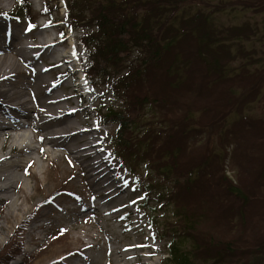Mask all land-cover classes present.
Segmentation results:
<instances>
[{
	"label": "rangeland",
	"instance_id": "rangeland-1",
	"mask_svg": "<svg viewBox=\"0 0 264 264\" xmlns=\"http://www.w3.org/2000/svg\"><path fill=\"white\" fill-rule=\"evenodd\" d=\"M27 1L30 3L28 13L18 9L20 0H8L0 4V23L5 24L2 34L10 36L15 32L24 36L27 43L39 44L30 39V35H39L41 31H46L57 42L65 41V44L56 48L57 53H64L69 58L68 51L73 52L76 47L82 66L86 69L91 63L89 50L82 43L86 33L83 27H76L75 20L68 17L70 12H67L65 0H42L41 3L38 0ZM244 1L249 2L250 4H247L251 7L248 8L246 16L241 18L242 21L250 22L252 32L254 29L263 31L264 21L257 24V10L254 12L253 9V6H258L253 4L258 0ZM238 2L239 0H230L229 3L235 6ZM41 7L43 11L39 13ZM16 9L22 15H19ZM260 9L264 10V6ZM84 14L86 16L88 12L84 11ZM261 16L264 17L261 14L257 18L258 22ZM44 22H48V25L44 26ZM216 22L226 26L235 24L226 14L220 15ZM73 23L74 27H71ZM238 24L241 25V22ZM55 27L57 30H54ZM11 42L12 40L7 41L6 46ZM243 44H246L247 49L252 47L249 41ZM15 46L14 50L18 48ZM253 46L257 48L258 44ZM34 55L32 52L28 54ZM136 55L137 53L133 52L115 67L121 70L115 79L127 73L131 63L134 64ZM238 61L230 60L228 63L236 66ZM20 65L22 74L17 77L25 85L35 78L40 70L45 71L52 83L46 85L44 91L60 83L69 84L65 93L71 97L70 109L76 111L77 119L85 121V124L77 125V128L91 131L86 135L87 142L94 144L93 151L99 152L98 156L103 160L105 170L115 181L113 186L116 190L112 195H117L111 199L112 195H109L106 188H99L92 177L85 175L74 161H68L65 157L41 160L34 152L32 157L35 161L28 164L26 159L19 156V159H24V169L32 173L33 177L28 178L23 170L19 171L28 186L19 192L20 216L17 219L9 217L10 222H5V228L0 232V264H89L96 259L100 261L94 264H162L166 256L167 242L173 240L172 235L177 233L176 230H181L174 225L176 222L172 216V203L160 201L157 198L158 191L148 186L151 183L150 177L154 174L149 167V160L141 159L129 165L124 156L113 153L116 150L112 136L117 124L104 122L103 115L107 107L124 109V100L112 88V81H109L111 76H89L90 81L83 83L66 66H55L50 60L22 61ZM158 75L156 73V76ZM172 81L173 78L168 84L173 83ZM79 84L87 93L78 89ZM162 84L160 88L168 85ZM60 90L59 87L58 91ZM188 90L191 93V89ZM245 98L242 99V104L241 100L236 103L233 112L226 115L223 126L216 131L207 127L209 111L204 107L203 100H198L203 107L194 111V122L186 125L184 132L176 128L178 134L172 144L182 149L180 161L188 163L190 169L194 168L193 181L197 183L184 192L183 177L175 182L169 180L159 186L163 188L166 196L175 190V198L184 197L187 202L184 204L190 209L192 206L200 215L202 220L196 232L200 240L232 239L237 251L264 246V230L258 226L255 216L250 219L248 216L249 203H252L254 197L259 199L258 194L264 187V180L260 178L264 161H259L260 156L264 159V149L257 144L261 134L257 136V131H252L258 130L254 128L255 121L264 117V113L260 112L264 102V88L254 99L244 101ZM190 101L192 106L197 104L196 98L192 97ZM144 116L148 119L151 113L147 111ZM161 117L162 112H157L154 120ZM3 120L10 123L9 119ZM18 120L23 124L27 122L24 116ZM143 125L142 123L133 128L135 134H143ZM155 125L164 129L159 131L163 143L169 134L168 126H164L168 123L155 122ZM27 132L31 135L30 129H27ZM209 134L211 136H208ZM133 137L136 139V135ZM182 144L185 145L184 149ZM35 145L42 146L38 142ZM120 150L121 148L119 152ZM208 156L206 167H201ZM39 163L43 165L42 170L37 169ZM216 174L222 182L214 178ZM231 183L242 189L247 198L246 204L227 190ZM146 187H151L150 194ZM6 212V205L0 200V221ZM27 217L28 221L25 220ZM250 252L248 251L249 256ZM229 261L230 264H247L248 260L245 255L238 254L229 257Z\"/></svg>",
	"mask_w": 264,
	"mask_h": 264
},
{
	"label": "trees",
	"instance_id": "trees-1",
	"mask_svg": "<svg viewBox=\"0 0 264 264\" xmlns=\"http://www.w3.org/2000/svg\"><path fill=\"white\" fill-rule=\"evenodd\" d=\"M27 2L20 0L18 9L28 13L30 3ZM65 2L67 12H70L68 17L75 20L76 27H83L86 33L82 43L88 48L91 60L86 69L88 76H111L109 81H112V88L124 100V109L107 107L103 115L104 122L117 124L112 136L116 150L113 153L124 156L129 165L148 159L149 167L154 172L148 186L158 191L157 198L160 201H170L173 205L174 225L181 232L176 230L177 233L172 235L173 240L167 242L166 257L162 264H230L229 257L238 254L245 255L247 264H264V246L237 251L232 239L200 240L196 236L202 220L200 215L192 206L190 209L184 204L187 203L184 197L175 198V190L166 196L163 188L159 187L169 180L175 182L180 177L185 178L182 192L189 191L197 183L193 181L194 168L190 169L188 163L180 161L182 149L172 144L178 134L176 128L184 132L186 125L194 122V111L203 107L199 99L203 100L204 107L209 111L207 127L216 131L223 126L226 115L233 112L239 100L242 104L244 97V101L254 99L264 88V30L254 29L252 32L250 22L241 19L246 16L250 3L239 0L235 6H231L230 0ZM253 4L258 5L253 6V9L254 12L257 10L255 21L259 25L264 21L263 16L257 21L261 14L264 15V10L260 9L264 6V0ZM84 11L88 15L85 16ZM224 14L233 19L235 24L226 26L217 23L219 16ZM71 27H74V23ZM246 41L252 44L251 49L243 44ZM256 43L257 48L253 46ZM133 52L137 53L134 64L131 63L126 74L115 79L121 72L115 67ZM237 59L236 66L228 63ZM156 73L159 75L156 76ZM193 75L198 79H194ZM172 78L173 83L168 84ZM160 84L168 85L160 88ZM192 97L196 98L197 104L194 106L190 101ZM261 109L263 114L264 102ZM147 111L151 113L148 119L144 116ZM157 112H162V117L154 120ZM163 121L168 123L164 126H168L169 134L162 143L159 131L164 129L156 126L155 122ZM258 121L253 124L258 130L252 131H257V136L261 134L257 144L264 149V117ZM142 123L145 126L143 134H135L133 128ZM133 135H136V139ZM181 147L184 149L185 145ZM208 158L205 157L201 167L207 165ZM260 158V162L264 161ZM214 178L221 181L217 174ZM260 178L264 180V168L260 170ZM151 187H146L149 194ZM227 190L247 203L238 185L231 183ZM260 191V200L254 197L249 203L248 216L249 219L255 216L258 226L264 230V187ZM248 251H251L250 256Z\"/></svg>",
	"mask_w": 264,
	"mask_h": 264
},
{
	"label": "bare ground",
	"instance_id": "bare-ground-1",
	"mask_svg": "<svg viewBox=\"0 0 264 264\" xmlns=\"http://www.w3.org/2000/svg\"><path fill=\"white\" fill-rule=\"evenodd\" d=\"M6 1L8 0H0V4ZM4 27L5 24L0 23V200L5 203L7 212L0 221V232L10 222L9 217L17 219L21 214L19 192L27 188L28 183L19 171L23 170L28 178L33 177L32 173L24 169L23 163L26 159L28 164H32L35 161L32 157L34 152L41 160L61 156L74 161L85 175L92 177L99 188H106L110 196L116 190L113 186L115 181L105 170L103 160L98 156L99 152L93 151L94 144L87 142L86 135L91 131L77 128V125H83L85 121L77 119L76 111L70 109L71 97L65 93L69 84L60 83L44 91L46 85L52 84L45 71H38L27 85L17 77L22 74V61L50 60L59 67L73 63L74 60L68 59L66 54L57 53L56 48L65 44V41L57 42L48 32L41 31L39 35L31 34L29 37L39 44H29L24 36L15 32L10 36L3 35ZM9 28L10 26L7 27ZM10 40L11 44L6 46V42ZM14 46L18 48L14 50ZM31 52L35 55L28 56ZM77 86L81 92L87 93L83 91V86ZM21 116L26 118V124L18 120ZM3 119H9L10 123ZM27 129H30L31 135ZM36 142L42 146H36ZM19 156L24 159H19ZM37 169H43L42 163L37 164ZM116 195L113 194L111 199ZM29 217L25 220L28 221ZM99 261L100 259H96L89 264Z\"/></svg>",
	"mask_w": 264,
	"mask_h": 264
}]
</instances>
